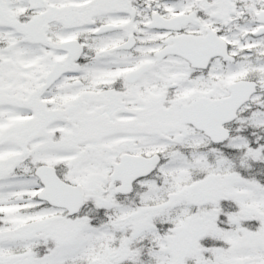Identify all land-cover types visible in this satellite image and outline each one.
I'll return each mask as SVG.
<instances>
[{"label":"snow or ice","instance_id":"obj_1","mask_svg":"<svg viewBox=\"0 0 264 264\" xmlns=\"http://www.w3.org/2000/svg\"><path fill=\"white\" fill-rule=\"evenodd\" d=\"M0 264H264V0H0Z\"/></svg>","mask_w":264,"mask_h":264}]
</instances>
